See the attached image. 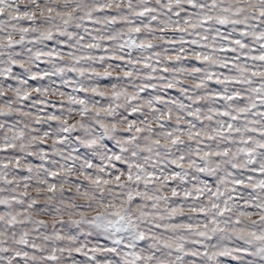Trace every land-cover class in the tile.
Wrapping results in <instances>:
<instances>
[{
    "label": "snow or ice",
    "instance_id": "1",
    "mask_svg": "<svg viewBox=\"0 0 264 264\" xmlns=\"http://www.w3.org/2000/svg\"><path fill=\"white\" fill-rule=\"evenodd\" d=\"M0 264H264V0H0Z\"/></svg>",
    "mask_w": 264,
    "mask_h": 264
}]
</instances>
